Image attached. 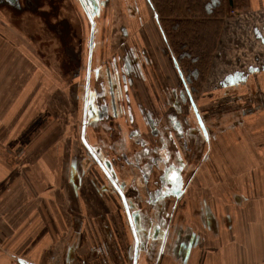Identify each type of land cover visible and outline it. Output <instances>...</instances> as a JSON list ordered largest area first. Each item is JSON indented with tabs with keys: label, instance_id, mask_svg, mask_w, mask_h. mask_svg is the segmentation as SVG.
Listing matches in <instances>:
<instances>
[{
	"label": "flooded vegetation",
	"instance_id": "flooded-vegetation-1",
	"mask_svg": "<svg viewBox=\"0 0 264 264\" xmlns=\"http://www.w3.org/2000/svg\"><path fill=\"white\" fill-rule=\"evenodd\" d=\"M250 1L0 0L12 16L33 14L48 39L44 56L33 52L64 87L61 99H39L34 116L27 106L22 143L51 130L73 196H84L85 211L92 201L100 209L88 226L75 217L56 264H161L168 256L188 264L200 243L191 219L218 221L206 198L190 200L193 160L208 159L220 136L234 137L264 111V0ZM12 27L28 34L22 23ZM26 58L35 63L20 59L24 80ZM159 70L169 71L170 87ZM136 108L148 134L135 124ZM122 110L133 116L126 127L111 119Z\"/></svg>",
	"mask_w": 264,
	"mask_h": 264
},
{
	"label": "crops",
	"instance_id": "crops-1",
	"mask_svg": "<svg viewBox=\"0 0 264 264\" xmlns=\"http://www.w3.org/2000/svg\"><path fill=\"white\" fill-rule=\"evenodd\" d=\"M258 2L250 1L253 6ZM25 52L23 45H0V264L14 260L56 264L75 217L88 226L100 209H94L92 201V209L85 211L84 196H73L62 173L61 144L51 130L26 143H22V128L15 135L29 114L27 106L31 104L34 116L42 99L38 88L25 96L24 75L19 76ZM165 72L158 71L160 80L170 87L171 82L164 80L170 73ZM134 112L135 124L146 134L151 132L146 118L137 108ZM111 117L114 125L124 127L133 119L128 110ZM250 119L234 137L220 136L208 159L193 160L190 200L206 198L218 221L207 227L191 219L200 243L192 249L188 264H264V111ZM115 131L113 141L120 144L122 137ZM161 264L178 263L168 256Z\"/></svg>",
	"mask_w": 264,
	"mask_h": 264
},
{
	"label": "rangeland",
	"instance_id": "rangeland-1",
	"mask_svg": "<svg viewBox=\"0 0 264 264\" xmlns=\"http://www.w3.org/2000/svg\"><path fill=\"white\" fill-rule=\"evenodd\" d=\"M112 11V9L110 10ZM112 18V17H111ZM114 19V16H113ZM33 14L29 13H23L17 17L12 16L10 13H8L6 10L0 9V45H16L17 43H22L26 45V49L30 50V52L26 53V57H29V55L34 56V64L28 63L29 59L26 58V66H25V96L27 97L32 93V91L36 88L40 89V96H42V100H44L47 104L50 101V97L52 98V95H56L57 98L60 97L61 94L64 93V87L62 86V81L59 78L60 72L58 74L55 72V70L51 67L46 65V63L42 62L47 59L44 57L39 58L38 55L34 54L33 50L35 45L40 53L44 56L43 52L47 53L46 51L48 49H45L44 45H46L47 40H43V36H47L43 34V32L38 28V26L35 24V21ZM6 22V23H5ZM7 22L9 23L7 25ZM5 23V24H4ZM17 23L24 24V31H27L28 34H26L25 37H20L18 31L13 28V25H17ZM111 32L106 29L104 42L106 47H109V43L106 42L109 39V35ZM85 54V52H83ZM48 55V54H47ZM47 56L46 58H48ZM85 57V55H84ZM5 72V69H3ZM61 99V97H60ZM53 101V100H52ZM54 104L60 103V100L53 101ZM74 114L72 115L74 124L77 122V118L75 116L76 110L73 108ZM29 117H26V120ZM20 127L18 131H15V135L17 136L20 133ZM64 130V129H63ZM62 134V130L59 135ZM75 141V139H74ZM10 143V142H9ZM62 173L65 174V168L63 164Z\"/></svg>",
	"mask_w": 264,
	"mask_h": 264
},
{
	"label": "built area",
	"instance_id": "built-area-1",
	"mask_svg": "<svg viewBox=\"0 0 264 264\" xmlns=\"http://www.w3.org/2000/svg\"><path fill=\"white\" fill-rule=\"evenodd\" d=\"M9 264H17L16 260L11 261Z\"/></svg>",
	"mask_w": 264,
	"mask_h": 264
},
{
	"label": "snow or ice",
	"instance_id": "snow-or-ice-1",
	"mask_svg": "<svg viewBox=\"0 0 264 264\" xmlns=\"http://www.w3.org/2000/svg\"><path fill=\"white\" fill-rule=\"evenodd\" d=\"M173 179H179L177 176L173 175Z\"/></svg>",
	"mask_w": 264,
	"mask_h": 264
},
{
	"label": "water",
	"instance_id": "water-1",
	"mask_svg": "<svg viewBox=\"0 0 264 264\" xmlns=\"http://www.w3.org/2000/svg\"><path fill=\"white\" fill-rule=\"evenodd\" d=\"M22 263V262H21Z\"/></svg>",
	"mask_w": 264,
	"mask_h": 264
}]
</instances>
